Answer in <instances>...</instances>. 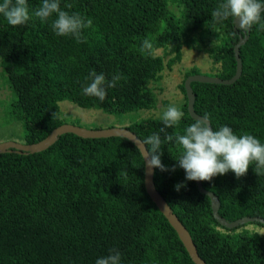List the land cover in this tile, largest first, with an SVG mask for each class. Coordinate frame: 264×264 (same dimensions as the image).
Returning a JSON list of instances; mask_svg holds the SVG:
<instances>
[{"label": "trees", "instance_id": "obj_1", "mask_svg": "<svg viewBox=\"0 0 264 264\" xmlns=\"http://www.w3.org/2000/svg\"><path fill=\"white\" fill-rule=\"evenodd\" d=\"M173 2L181 7L180 16L170 0H60L62 10L92 20L79 41L56 35V14L43 21L35 17L42 0H28L31 18L24 25H10L0 13V63L14 97L8 114L22 122L24 144L38 143L67 124L58 105L62 101L106 114L155 108L150 85L165 68L181 62L189 31H198L197 43L211 42L203 52L219 68L214 77L232 78L234 47L246 34L234 29L232 17L213 20L212 12L226 0ZM145 40L151 48L143 46ZM158 50L163 56L156 55ZM239 56L242 73L234 84H191L194 111L207 117L214 131L228 126L238 137L252 135L264 145V15L249 29ZM197 69L187 70L180 85L183 117L166 129L173 141L162 144L161 159L169 169L183 153L176 136L195 122L187 111L184 81ZM93 71L107 80L123 77L102 102L83 93ZM75 122L71 125L80 126ZM162 127L158 117L124 128L143 141ZM153 182L205 264H264V236L244 229L249 224L232 230L220 226L210 199L195 181H186L178 165L174 172L154 168ZM178 183L186 186L177 191ZM201 184L218 198L224 220H264V167L257 169L255 161L240 178L229 171ZM113 249L121 253V264H194L147 194L145 163L134 144L64 134L43 152L0 154V264H95Z\"/></svg>", "mask_w": 264, "mask_h": 264}, {"label": "clouds", "instance_id": "obj_2", "mask_svg": "<svg viewBox=\"0 0 264 264\" xmlns=\"http://www.w3.org/2000/svg\"><path fill=\"white\" fill-rule=\"evenodd\" d=\"M0 13L12 26L24 25L31 18L28 0H3ZM53 14H56L57 18L53 21L52 28L58 36L71 35L79 41L81 30L92 26L91 19L86 20L78 13L69 14L62 10L60 0H42V5L34 12L35 17L42 21ZM262 15V0H226L212 12V18L217 23L232 17L236 27L235 22L238 19V31L244 33L260 22ZM143 46L152 47L147 40L143 42ZM88 79L91 82L83 87V93L97 97L102 102L106 98L107 89L114 88L123 77L115 74L111 80H107L103 73L97 74L93 71ZM183 115L179 108L168 107L163 114L164 127L137 145L148 167L174 172L178 165L185 171L186 181H210L218 174L224 175L229 171L240 178L246 175L252 161L256 162L257 169L264 167V145L256 137L247 134L238 137L228 126H221L219 130L214 131L205 117L188 126L185 134L176 136V141L183 147V153L176 159L177 165L169 169L162 163V144L173 141V136L167 134L166 129L176 125ZM161 133L164 134L163 137ZM148 145H151L150 149ZM185 186L184 183H178L175 188L179 191ZM95 264H121V253L113 249L109 255L98 258Z\"/></svg>", "mask_w": 264, "mask_h": 264}, {"label": "rangeland", "instance_id": "obj_3", "mask_svg": "<svg viewBox=\"0 0 264 264\" xmlns=\"http://www.w3.org/2000/svg\"><path fill=\"white\" fill-rule=\"evenodd\" d=\"M170 8L177 16L181 15V7L177 6L173 0H170ZM191 28V26H189ZM198 31L187 32V41L182 48V60L176 64L171 70L165 68L160 73V79L151 83V88L157 96V105L153 109L138 110L123 114H106L97 109H82L69 101L59 102V108L67 124L78 122L79 127L86 129H107V128H123L132 121L146 118L163 117L168 107L175 106L180 108L183 104V94L180 85L184 80L185 72L191 68H198L199 75L214 77L218 72V66L213 65L211 59L203 52L205 47L212 44L208 39L203 42L198 41ZM194 40L196 43L191 47L186 42ZM199 49V50H198ZM156 55L163 56V51H156ZM168 57L164 58L166 63ZM1 62V60H0ZM0 63V144L6 142H14L24 144V128L22 122L12 120L9 117V103L12 101V91L7 86ZM14 98V97H13ZM246 230L255 231L264 236V227L257 224H249L245 226Z\"/></svg>", "mask_w": 264, "mask_h": 264}, {"label": "water", "instance_id": "obj_4", "mask_svg": "<svg viewBox=\"0 0 264 264\" xmlns=\"http://www.w3.org/2000/svg\"><path fill=\"white\" fill-rule=\"evenodd\" d=\"M235 23L237 26L235 27V24H234V29H238V24H239L238 19ZM248 32L249 30L246 33L242 32L243 35L245 34L246 35L239 36V41L234 47V58L236 61V70L232 78L223 80L217 77H207V76H202L199 74H194V75L188 76L185 79L184 89H185V95L187 99V111H188L189 116L194 121H196L197 119H203V117L197 115L194 111L193 106H194L195 98H194V94L191 88V84L194 82L206 83V84H216V85L234 84L240 78L241 73H242V63H241V59L239 56V49L248 39ZM64 134H73L83 139L124 138L130 141L132 144H134L138 150L139 148L137 147V145H139V143L141 142L137 138V136H135L132 132H130L124 127L92 130V129H86V128H82V127L71 125V124H64V125H61L55 128L45 139L35 144L25 145V144H17L14 142L2 143L0 144V154L11 153V152L15 154H35V153L43 152L47 150L49 147H51L53 144H55L58 138ZM140 153L144 160V155L142 154L141 151ZM145 157H147L146 152H145ZM153 175H154V168L148 167V165L145 163V188H146L147 194L149 195L153 203L156 205L158 210L167 219V221L172 226V228L176 231L180 241L184 245L192 262L194 264H205V262L199 257L188 231L181 224L179 219L173 214L172 210L167 205L165 200L161 197V195L155 189L154 182H153ZM195 183H196L198 191L210 199L212 215L220 226L228 230H232L239 226H244L246 224H250L254 222L259 223L264 226V220L258 217H254V218L244 217L234 222H228L224 220L218 214V210L220 208V203H219L218 198L213 193L206 191L202 187L201 181H195Z\"/></svg>", "mask_w": 264, "mask_h": 264}]
</instances>
